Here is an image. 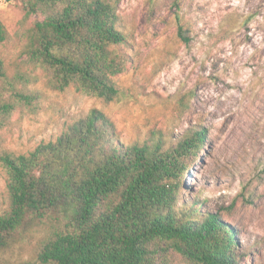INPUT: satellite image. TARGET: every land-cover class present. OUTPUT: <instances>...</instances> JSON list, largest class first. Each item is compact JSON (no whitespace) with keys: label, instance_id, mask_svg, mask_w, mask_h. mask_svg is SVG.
I'll list each match as a JSON object with an SVG mask.
<instances>
[{"label":"trees","instance_id":"trees-1","mask_svg":"<svg viewBox=\"0 0 264 264\" xmlns=\"http://www.w3.org/2000/svg\"><path fill=\"white\" fill-rule=\"evenodd\" d=\"M25 19L24 64L40 69L46 87L111 102L114 78L125 70L115 8L106 0H20ZM186 24L177 35L186 43ZM6 32L0 22V42ZM32 73L0 57V131L15 112L36 114L43 92ZM205 130L192 126L125 143L113 123L93 109L55 143L17 154L0 147L8 205L0 215V250L28 230L47 227L43 264H171L165 247L193 264H239L233 228L216 213L180 203V178L204 150ZM193 203V202H192Z\"/></svg>","mask_w":264,"mask_h":264},{"label":"rangeland","instance_id":"rangeland-1","mask_svg":"<svg viewBox=\"0 0 264 264\" xmlns=\"http://www.w3.org/2000/svg\"><path fill=\"white\" fill-rule=\"evenodd\" d=\"M106 1L127 39V66L114 78L117 95L108 103L73 87L48 89L45 74L22 55L25 30L41 17L25 19L20 0H0V57L8 68L32 73L30 87L44 94L36 114L12 115L0 147L21 154L55 143L93 109L125 143L174 140L200 126L204 150L180 178L179 202L227 220L239 264H264V0ZM178 18L186 43L177 35ZM7 205L0 168V215ZM48 235L43 226L28 230L0 250V264H43L38 252ZM163 253L171 264H193L169 247Z\"/></svg>","mask_w":264,"mask_h":264}]
</instances>
